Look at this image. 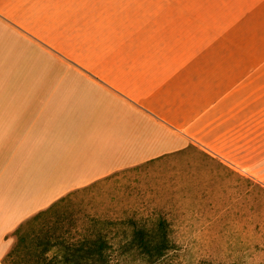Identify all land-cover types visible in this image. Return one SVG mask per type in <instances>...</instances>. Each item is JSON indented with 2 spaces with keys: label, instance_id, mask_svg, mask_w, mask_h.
I'll list each match as a JSON object with an SVG mask.
<instances>
[{
  "label": "crops",
  "instance_id": "1",
  "mask_svg": "<svg viewBox=\"0 0 264 264\" xmlns=\"http://www.w3.org/2000/svg\"><path fill=\"white\" fill-rule=\"evenodd\" d=\"M172 5L0 0V263L28 218L198 144L228 103L210 42H165ZM253 175L264 183L261 155Z\"/></svg>",
  "mask_w": 264,
  "mask_h": 264
},
{
  "label": "rangeland",
  "instance_id": "2",
  "mask_svg": "<svg viewBox=\"0 0 264 264\" xmlns=\"http://www.w3.org/2000/svg\"><path fill=\"white\" fill-rule=\"evenodd\" d=\"M175 2L164 10L165 42H210L228 68V103L215 105L198 144L72 192L59 214L108 219L117 239L132 219L168 220L163 257L115 244L113 264H264V183L253 175L255 154L264 160V0Z\"/></svg>",
  "mask_w": 264,
  "mask_h": 264
},
{
  "label": "trees",
  "instance_id": "3",
  "mask_svg": "<svg viewBox=\"0 0 264 264\" xmlns=\"http://www.w3.org/2000/svg\"><path fill=\"white\" fill-rule=\"evenodd\" d=\"M65 200L24 221L13 233L15 243L0 264H113L115 244L154 262L173 247L170 223L163 215L141 223L132 219V233L117 239L108 230L114 224L108 219L61 217Z\"/></svg>",
  "mask_w": 264,
  "mask_h": 264
}]
</instances>
